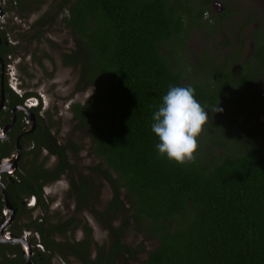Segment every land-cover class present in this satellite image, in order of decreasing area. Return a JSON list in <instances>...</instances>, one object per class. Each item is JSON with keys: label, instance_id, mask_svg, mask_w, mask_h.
Masks as SVG:
<instances>
[{"label": "trees", "instance_id": "16d2710c", "mask_svg": "<svg viewBox=\"0 0 264 264\" xmlns=\"http://www.w3.org/2000/svg\"><path fill=\"white\" fill-rule=\"evenodd\" d=\"M195 1L73 0L65 21L80 39V81L95 85L94 96L73 110L89 127L99 155L121 173L131 216L139 225L151 219L146 230L159 242L144 264H264V123L255 142L243 146L239 135L228 141L219 135L199 136L196 160L187 164L161 156L152 131L153 116L171 87L191 86L208 114L228 81L244 91L252 89L248 73L256 71L251 59L228 73L222 66L198 69L207 78L215 74L217 81L183 82L185 70L192 67L183 56L185 20L194 16L199 25L205 10L191 14ZM254 34L252 57L264 66V27ZM250 96L257 103V93ZM251 97L241 103L236 97V115L260 110ZM260 113L264 115V107ZM209 129L225 132L221 126ZM113 207L120 206L113 202L109 210ZM84 231L89 236L90 229ZM110 235V250L96 246L93 259L87 241L66 248L82 264H117L125 252L133 257L118 231L111 229ZM34 263L45 264L37 259ZM0 264L8 263L0 259Z\"/></svg>", "mask_w": 264, "mask_h": 264}, {"label": "flooded vegetation", "instance_id": "af4514ba", "mask_svg": "<svg viewBox=\"0 0 264 264\" xmlns=\"http://www.w3.org/2000/svg\"><path fill=\"white\" fill-rule=\"evenodd\" d=\"M13 1L17 4L12 3ZM72 1L60 0L54 14L49 16L43 14L34 19L27 15L19 20L18 25H14L13 21L9 24V28H6L1 20L7 10V4L11 6L23 3L25 6L24 3L29 2L37 5L40 0H8L7 2L0 0V53L2 54L0 55V259L8 264L12 263L11 261L27 264V260L35 264V259L45 264H55L53 262L55 258L67 264H71V261L82 264L78 258L69 253L66 248L68 244L83 240L89 242L90 247L86 249L89 251V257L93 259L96 255V246L104 247L105 252L110 250L113 242L111 229L119 232L120 241L124 244L122 238L129 222L134 224L136 230L141 232L145 239L150 238L155 241L152 250L159 242L147 231L151 219L145 220L144 225H139L131 216L130 204L125 198L124 188L120 187L123 181L121 173L116 171L105 157L99 155L89 127L75 115L73 110L77 104L84 105L94 96L95 85H85L80 81L82 75L81 64L78 61L80 39L65 21L70 18L69 6ZM229 1L230 5L234 6L239 0ZM211 2L212 0H207L201 5V1L198 0L194 2V6L205 7L203 12L205 13ZM215 4L220 6L219 20L209 24V27L213 25L218 29L219 25L220 29L224 22H229V27L224 31L220 30L222 45L229 47L232 51L231 58L236 61L251 59V66L256 72L248 73L252 89H244L250 91L252 96L257 93L258 98L264 100V66L252 57L255 50L254 32L264 27V16L262 17L261 14L264 13L261 9L264 0H251L249 5L254 9L249 12L238 11L237 14H232L226 4V8L219 1L212 2V5ZM203 13L200 25L203 21ZM237 16L244 18L241 25L236 22ZM57 21L69 31L73 40L72 48L69 40L67 41V49L61 52L60 63L65 67L78 68L74 90L83 92L89 88L93 89V93L82 102L67 101L63 105V111L70 114V120L74 123L73 129L85 128V134L90 140L91 153L98 158L97 164L83 166L81 159L78 158L80 147L73 142L61 141V114L56 104L48 106L45 94L40 93L38 87L35 88V83L38 81L33 79L32 74L26 75L31 78V80L27 79V82L36 80L30 88L24 82L26 79L23 80L20 75L13 74L12 69H22L17 62L12 63L13 55L16 53L12 49L14 40L8 36V31L17 36V42L22 41L28 45L40 42L45 36L46 29L57 26ZM26 22L30 24L25 25ZM250 23H253V27L246 32L245 26ZM26 26L27 28H23ZM228 29L232 31L231 33L234 32L233 41L229 40ZM247 38L249 47L245 50L243 44ZM71 55H74L75 60ZM29 58L41 72L46 70L41 61L31 53ZM233 65L236 64H230L229 67ZM248 66L250 67V64ZM239 69L238 66L237 70ZM103 185H107L110 189L111 196L106 206L99 210L96 207ZM62 194L65 195L64 209L67 212L65 216H61ZM68 202L73 205L72 209L69 208ZM111 202H116L120 207L109 210ZM84 211L89 212L99 223L106 232L107 240L102 243L94 240L92 228L81 216ZM123 212L124 216L120 219V223L115 225L116 219L120 218ZM20 220L23 222L20 223ZM122 225L124 227L120 230ZM85 227L90 229L89 236L85 234ZM76 231H81L79 239L75 236ZM125 245L133 249L134 255L130 257L129 253L125 252V256L120 257L117 264H130L144 248L142 244L133 247Z\"/></svg>", "mask_w": 264, "mask_h": 264}, {"label": "rangeland", "instance_id": "374dc122", "mask_svg": "<svg viewBox=\"0 0 264 264\" xmlns=\"http://www.w3.org/2000/svg\"><path fill=\"white\" fill-rule=\"evenodd\" d=\"M7 1L8 0H5V2ZM59 1L60 0H40L37 5L30 4L28 2L24 3L25 6H23V3L19 5L12 4L11 6L7 4V10L5 11V15L1 20V23L3 24L4 22L6 28H9V24L11 22L14 21V25H18L20 22L19 20L21 18H25L27 15L31 16V19L40 17L43 14L49 16L57 11L56 5ZM216 1L223 3L224 6L226 4L232 14H237L238 11L249 12L254 9L249 5L251 0L236 1V5L234 6L230 5L231 3L229 0H212V2ZM212 2L208 6V10L203 13L204 17L201 25L200 23L199 25L194 23V20L196 19L194 16H190L185 20L188 27H186L187 40L184 44L185 53H183V56L187 62L191 63L192 67L185 70L183 78L184 83H192L197 79L203 80V78L207 79L208 82L218 80V77H216L215 74L208 76L207 78V75L204 73V71L198 70L200 67L214 71L217 67L222 66V72L228 73L230 70L236 69V65L240 63L239 61H236V59L231 58L232 51L229 50V47L222 45L223 39H221L220 34L222 33L220 30L224 31L225 28L229 27V22H224L220 29L219 25L218 29H216L213 25L209 27V24L218 22V13H220V6L218 4L212 5ZM12 3L15 2L13 1ZM191 7L193 9L191 14L196 13L200 9V5H191ZM20 8H22V10ZM261 9L264 11L263 5L261 6ZM261 14H263V17L264 13ZM243 19L244 18L242 16H237L236 22L241 25L243 23ZM6 20H8V22H6ZM201 20L202 18L199 21ZM29 24V22H26L25 25ZM252 27L253 23L246 24V32H248V30H250ZM23 28H27V26ZM234 29H236L235 26ZM228 30L230 32L229 40L233 41L234 32L231 33L232 31L230 29ZM8 36L14 40L12 49H14L16 53V55H13L14 57L12 56V63L15 64L17 62L20 69H22H12L13 74L20 75L23 80L26 79L24 82L29 88L33 86L32 84H34L36 80L38 81V83H35V88L37 89L38 87L37 90L40 93L45 94L46 101L49 103L48 106L51 107L52 105L56 104V107L61 114V141L63 143L73 142L80 147L78 158L81 159L83 166L92 165L95 163L97 164L98 158H96L91 153L90 140L85 134V128L73 129L72 127L74 123L70 120V114L63 111V105L67 101L74 100L82 102L93 93V89L91 88L83 92L75 91L74 85L77 81L78 68L65 67L60 63L61 52L67 49V41L69 40L70 48L73 46V40L69 31L64 28L62 24H58L57 21V26H54L51 29H46L45 36L40 40V42L26 45V43L22 41L20 43L19 41L17 42V36H15L13 32L8 31ZM233 46H235L234 43ZM243 46L245 50L248 49V38L245 40ZM30 53L33 57L41 61L44 68L46 69L44 72H41L39 69H37L34 66V62L31 61L30 58L28 59ZM230 64L236 65L229 67ZM29 73L32 74L33 79H36L32 80L31 83L27 82L28 80H31V78L26 76ZM15 75H13V77H15ZM230 83L233 87L230 86ZM230 83L228 81V84L223 86L222 92L220 91L218 94V103L212 108L213 110L215 108L222 109V111H213L211 109L210 114H208L210 124L205 126V133L203 132L200 135V139L209 138L210 136L215 138L219 135V140L226 141L227 139L228 141V138L237 137L239 135V143H241L240 146H243V144H247L252 141L255 142L256 137L262 131L264 115L260 113V110L264 107V100H256L258 103L257 104L250 96V91H244L240 87H236L235 83ZM223 84H225V82H223ZM236 97L240 100V103L243 102V99L246 101L251 97L250 102L256 106L255 108H257L259 105L260 110L257 109L254 114H249V111L247 110H240V113L236 115L235 111L238 110L237 104L234 105V101H237ZM227 98L231 99V101L223 106V101L225 100L227 102ZM228 108L230 109L228 110ZM54 118H56V116H54ZM211 126H221L225 132L221 131L220 129H214V131L211 133L209 129ZM206 130L208 131L206 132ZM222 134H224L225 137ZM64 196L65 195L63 194L61 195V216L67 215V212L64 209ZM110 196V189H108L107 185H103L100 189V196L98 198L96 208L99 210L103 209L110 199ZM67 204L69 205V208L72 209L73 205L69 202ZM81 216L87 220L88 224L92 228L93 238L95 241L102 243L107 240L106 232L100 227L99 223L89 214V212L84 211ZM122 216H124V212L120 218L116 219L115 225L120 223ZM22 222L23 221L20 220V223ZM75 236L77 239H79L81 237V231H76ZM122 241L124 244L130 245L132 247L137 244H142L144 247L143 251L138 253L135 260L130 262V264H144V260L148 252H150L155 245V241L150 238L145 239L143 234L136 230L132 222H129ZM53 262L55 264H67L61 260H58V258H55ZM71 262V264H76V261Z\"/></svg>", "mask_w": 264, "mask_h": 264}, {"label": "clouds", "instance_id": "9594fccd", "mask_svg": "<svg viewBox=\"0 0 264 264\" xmlns=\"http://www.w3.org/2000/svg\"><path fill=\"white\" fill-rule=\"evenodd\" d=\"M162 99L163 104L155 112L152 124V131L159 138V154L180 164L195 162L198 137L210 124L206 108L196 99L191 86L171 87Z\"/></svg>", "mask_w": 264, "mask_h": 264}, {"label": "water", "instance_id": "95a60500", "mask_svg": "<svg viewBox=\"0 0 264 264\" xmlns=\"http://www.w3.org/2000/svg\"><path fill=\"white\" fill-rule=\"evenodd\" d=\"M27 264H31V263L27 260Z\"/></svg>", "mask_w": 264, "mask_h": 264}]
</instances>
